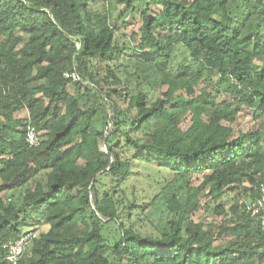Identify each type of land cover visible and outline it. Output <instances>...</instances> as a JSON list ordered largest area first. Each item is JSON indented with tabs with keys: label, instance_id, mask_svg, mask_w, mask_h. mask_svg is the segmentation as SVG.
Returning a JSON list of instances; mask_svg holds the SVG:
<instances>
[{
	"label": "trees",
	"instance_id": "obj_1",
	"mask_svg": "<svg viewBox=\"0 0 264 264\" xmlns=\"http://www.w3.org/2000/svg\"><path fill=\"white\" fill-rule=\"evenodd\" d=\"M143 1L118 47L135 0H0V264L30 232L17 264H264V0ZM205 190L233 193L217 226L191 220Z\"/></svg>",
	"mask_w": 264,
	"mask_h": 264
},
{
	"label": "rangeland",
	"instance_id": "obj_2",
	"mask_svg": "<svg viewBox=\"0 0 264 264\" xmlns=\"http://www.w3.org/2000/svg\"><path fill=\"white\" fill-rule=\"evenodd\" d=\"M134 12H121L122 7L121 6H117V10L121 12V14L119 16H115L114 20L117 22L116 24V28L115 29V33H114V38H115V42L116 45L118 47L122 46V45H133L135 44L133 41H129V35L132 33H135L137 31V28L140 24V13L145 9V2L143 0H135L134 3ZM152 10L158 11L159 8L158 7H152ZM19 36L23 39L24 42H26L27 40V36L23 35V34H19ZM116 66H118L117 63H115ZM215 85H216V79L215 78H211L210 80L205 81V83L200 84L198 86V89H200L202 86H205L208 88L209 91L215 92ZM162 90L158 87H154L153 89H151V99L155 100L157 98V96L159 95V93ZM219 99H224V98H219ZM115 102H117L119 104V106H121L122 108L125 107V104L122 100L118 101V100H114ZM20 117H26L25 113H22L19 115ZM189 126V117H185L182 122H181V128L183 130H185L187 127ZM252 127V123L250 122V120L248 119V117L245 116H240L235 124L233 125V129L235 132H246L247 130H249ZM103 148V147H102ZM138 173L141 174V176H138L139 178L143 179L142 173V167H140L138 169ZM202 176H193L190 179L191 185L193 186H198L201 182ZM142 184H139L136 181V178L131 180L128 184L129 187H135L137 192L139 193H143L144 196H148L151 194L152 189L148 188L146 186L145 181H142ZM23 192V190L21 191H16L11 193V195L14 194L13 198H10L12 201L15 198L18 197V195H21ZM233 193L230 194L229 196L226 195L225 197L222 198V200L217 199H212L211 196L208 195V190H205L204 192H202L201 194V201L200 204L202 205V208L196 212L194 215H192L191 220L193 221V223H200L205 225L208 224H214L217 226L218 223V219L214 220V214H213V210L214 207L219 203V201H222V203L224 204L225 209L227 210L230 206L229 199L232 197ZM11 197V196H8ZM8 201V202H9ZM247 203V202H246ZM106 232L109 234V237H113L115 236V226L110 224L107 225L106 227ZM216 244H220V242H216Z\"/></svg>",
	"mask_w": 264,
	"mask_h": 264
},
{
	"label": "built area",
	"instance_id": "obj_3",
	"mask_svg": "<svg viewBox=\"0 0 264 264\" xmlns=\"http://www.w3.org/2000/svg\"><path fill=\"white\" fill-rule=\"evenodd\" d=\"M65 78H70L72 81H76L74 73L64 75ZM26 143L30 147H37L40 144L41 138L36 134L34 128L27 124L25 130ZM245 211L254 218L260 228L264 231V185L260 188L259 197L253 202L245 203ZM36 238V233L21 234L19 238L14 242H9L4 246L7 252V260L11 264H17L21 256L28 251L30 243Z\"/></svg>",
	"mask_w": 264,
	"mask_h": 264
}]
</instances>
